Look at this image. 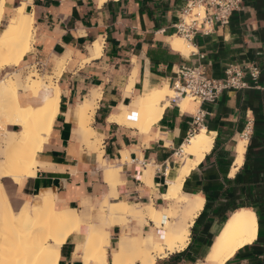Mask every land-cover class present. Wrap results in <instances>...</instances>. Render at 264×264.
I'll use <instances>...</instances> for the list:
<instances>
[{
	"label": "crops",
	"instance_id": "obj_1",
	"mask_svg": "<svg viewBox=\"0 0 264 264\" xmlns=\"http://www.w3.org/2000/svg\"><path fill=\"white\" fill-rule=\"evenodd\" d=\"M185 3L4 0L0 31L21 8L32 16L33 23L30 51L19 65L1 70L0 80L13 74L25 78L35 72L46 86L50 81L52 86L37 96L28 87L18 89L20 105L36 109L57 94L58 107L51 130L36 152L35 167L20 181L2 178L0 182L16 213L40 192L52 196L56 210H76L82 223L95 224L97 218L101 221L96 211L90 217L89 209L105 198L165 208L167 203L161 198L165 181L179 170L180 153L189 138L205 129L212 135L211 149L182 186L186 198H203V208L189 229L186 247L157 259L156 264L203 263L219 228L240 209L255 214L257 237L225 264H264V0H241L227 26L217 27L208 35L197 33L189 43L192 50L182 54L172 50L170 42L178 37L173 26ZM96 42L102 50L100 56L93 57ZM61 59L66 61L57 77ZM231 64L242 69L256 67V81L244 71L247 88L224 91L213 104L191 99L182 109L177 101H170L147 132L110 122L123 106H130L153 88L173 89L180 67L202 66L210 78L219 80ZM131 81V93L126 95ZM92 93L97 98L90 142L100 140L97 149L86 146L75 134L78 108L91 99ZM21 131L22 127L12 125L0 130V162L4 160L5 132ZM240 142L244 151L238 164ZM111 165L119 170L113 177L117 180L116 198L111 197L103 175ZM131 223L135 222L128 225ZM149 227L140 231L132 226L136 232H128L146 241ZM126 231L113 228L110 247L115 244L116 249V241ZM82 240L83 236L79 240L68 238L58 264H81L82 250L77 247Z\"/></svg>",
	"mask_w": 264,
	"mask_h": 264
},
{
	"label": "bare ground",
	"instance_id": "obj_2",
	"mask_svg": "<svg viewBox=\"0 0 264 264\" xmlns=\"http://www.w3.org/2000/svg\"><path fill=\"white\" fill-rule=\"evenodd\" d=\"M105 1L98 0L100 4ZM3 7L4 0H0V24ZM23 9L12 15L10 23L0 31V71L10 65H19L30 51L33 21L32 16L25 14ZM197 11L202 17L203 10ZM170 47L182 54H188L192 50V46L181 37H175L170 42ZM101 50L100 44L96 42L93 45V57L100 56ZM65 61L61 59L58 63L55 72L57 77L62 73ZM51 86V81L46 86L37 74L28 75L24 80L19 74L0 80V97L4 99L2 104H8V107L0 108L5 111L0 113V129L4 130L7 125L22 127L21 132H5L2 138L5 150L18 153V165L10 163V154L4 150L5 157L0 162V180L7 178L20 181L27 176L28 168L35 167L36 152L46 140L57 113V94L52 99L46 98L42 106L33 109L20 105L17 90L28 87L37 96L42 89L49 90ZM131 89L132 81L125 90L126 95H130ZM175 96V91L168 86L153 88L132 101L130 106H123L117 116L110 118V122L147 132ZM96 98L97 94L92 93L91 99L79 106V123L75 130V134L83 138L84 144L89 147L91 145L94 149L100 146V140L90 142L94 137L90 124ZM177 102L184 109L189 97H181ZM211 146L212 135L205 129L189 138L180 153L179 170L165 181L166 191L161 195L163 201L181 203L180 195L185 178L200 164ZM243 151L244 143L240 142L237 147L238 164ZM117 170L111 165L103 172L113 198L117 197V180L113 179L118 174ZM152 185L153 183L150 184ZM3 187L0 182V264H58L60 250L72 236L76 240L83 236L77 247L82 250L81 264H108L106 255L110 248V231L113 228H127L128 222L146 227H149V222L152 223L149 237L145 241L141 236L134 238L131 231L121 234L116 241L115 251L111 253L110 264H156L157 259L165 258L186 247L189 229L204 203L200 196L186 198L181 203L183 205L179 220L171 223L168 220L174 217L173 207L156 208L153 204L137 206L125 201L110 202L105 198L97 207L89 209L92 214L97 208L98 215L103 217L101 226L97 223H82L76 210H56L52 196L45 192H40L30 201H26L20 212L16 213L12 210ZM18 226L22 227V234L14 235L13 231ZM257 229L256 216L252 210L240 209L233 212L219 228L204 262L199 264H225L238 250L256 240Z\"/></svg>",
	"mask_w": 264,
	"mask_h": 264
},
{
	"label": "built area",
	"instance_id": "obj_3",
	"mask_svg": "<svg viewBox=\"0 0 264 264\" xmlns=\"http://www.w3.org/2000/svg\"><path fill=\"white\" fill-rule=\"evenodd\" d=\"M240 2L241 0H186L185 8L173 26L175 34L190 43L197 33L208 35L217 27H225L238 10ZM199 9L203 10L202 17L197 11ZM244 71L256 81L259 71L251 65L242 69L231 64L219 80L210 78L202 66L180 67L176 73L177 82L172 89L176 96L170 101L175 103L181 97H189L198 103L213 104L224 91H241L247 88L243 80Z\"/></svg>",
	"mask_w": 264,
	"mask_h": 264
},
{
	"label": "rangeland",
	"instance_id": "obj_4",
	"mask_svg": "<svg viewBox=\"0 0 264 264\" xmlns=\"http://www.w3.org/2000/svg\"><path fill=\"white\" fill-rule=\"evenodd\" d=\"M6 25V24H5ZM5 25L1 28V29H3L4 27H5ZM31 74H36L35 72H33V73H29V74H27L26 76H28V75H31ZM14 75V74H13ZM13 75H11V76H6L5 78H2V79H7V78H10V77H13ZM20 75V74H19ZM20 77H21V75H20ZM22 78V77H21ZM1 79V78H0ZM23 80L25 79V78H22ZM8 99V98H7ZM11 100V99H10ZM9 100V101H10ZM3 101H4V99H3V97L1 98L0 97V108L2 107H8V104L6 103V104H2L3 103ZM191 101V98H189V102ZM3 105H5V106H3ZM1 112H5V111H3V109L2 110H0V113ZM1 128V127H0ZM1 130V129H0ZM8 152V154H10L9 156H8V160L10 161V163H12L13 165H18V160L16 159V157H17V155H18V153H16V152H11V151H9V150H5V153H7ZM5 157V156H4ZM30 169L31 168H28V170H27V174H28V172L30 171ZM17 182V181H16ZM185 199H186V196L185 195H183V194H181L180 195V202L181 203H183V201H185ZM167 203V205H166V209L167 208H169V207H173V212H174V217L173 218H171V219H169L168 221H170L171 223H173V222H175V221H177V220H179V218H180V214H181V206L183 205V204H181V203H179V204H174V202H166ZM171 205V206H170ZM173 205V206H172ZM96 211V215L98 214V211L97 210H95ZM94 211V212H95ZM93 212V213H94ZM92 213V214H93ZM92 214H90V217L92 216ZM97 217V216H96ZM103 218V217H102ZM102 220V219H101ZM128 223H130V222H128ZM128 223H127V225H128ZM150 223V222H149ZM97 224H99V225H101L102 226V224L103 223H100V221H99V219L97 218ZM152 224V223H151ZM132 226H136V228L137 229H139L140 231L142 230V228L143 227H145V226H140V225H137L136 223H131V224H129L128 225V227L126 228V232H128V231H133V232H136V229H132L131 227ZM142 227V228H141ZM22 227L21 226H18V227H16L15 229H14V231H13V234L15 235V234H22ZM21 231V232H20ZM14 243V242H13ZM13 244H11V246H12ZM35 247V245H32V247ZM115 249V244L112 246V247H110V248H108L107 249V262H108V264H110V259H111V253H112V251Z\"/></svg>",
	"mask_w": 264,
	"mask_h": 264
}]
</instances>
